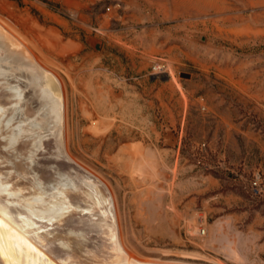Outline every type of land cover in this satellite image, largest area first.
Masks as SVG:
<instances>
[{
  "label": "rangeland",
  "instance_id": "obj_1",
  "mask_svg": "<svg viewBox=\"0 0 264 264\" xmlns=\"http://www.w3.org/2000/svg\"><path fill=\"white\" fill-rule=\"evenodd\" d=\"M0 20L62 80L67 149L131 254L264 264V0H0Z\"/></svg>",
  "mask_w": 264,
  "mask_h": 264
},
{
  "label": "bare ground",
  "instance_id": "obj_2",
  "mask_svg": "<svg viewBox=\"0 0 264 264\" xmlns=\"http://www.w3.org/2000/svg\"><path fill=\"white\" fill-rule=\"evenodd\" d=\"M61 81L0 23V264H193L129 252L112 188L67 149Z\"/></svg>",
  "mask_w": 264,
  "mask_h": 264
},
{
  "label": "built area",
  "instance_id": "obj_3",
  "mask_svg": "<svg viewBox=\"0 0 264 264\" xmlns=\"http://www.w3.org/2000/svg\"><path fill=\"white\" fill-rule=\"evenodd\" d=\"M166 66L164 63H156L154 66H153V71L155 72H161L163 70H165ZM255 184H257V181H254Z\"/></svg>",
  "mask_w": 264,
  "mask_h": 264
},
{
  "label": "water",
  "instance_id": "obj_4",
  "mask_svg": "<svg viewBox=\"0 0 264 264\" xmlns=\"http://www.w3.org/2000/svg\"><path fill=\"white\" fill-rule=\"evenodd\" d=\"M167 77H168V75H167Z\"/></svg>",
  "mask_w": 264,
  "mask_h": 264
}]
</instances>
